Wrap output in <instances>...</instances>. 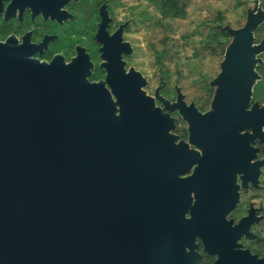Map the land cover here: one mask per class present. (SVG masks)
<instances>
[{
  "label": "water",
  "instance_id": "1",
  "mask_svg": "<svg viewBox=\"0 0 264 264\" xmlns=\"http://www.w3.org/2000/svg\"><path fill=\"white\" fill-rule=\"evenodd\" d=\"M251 3L242 27H214L231 41L202 115L183 113L196 108L185 106L179 88L172 105L158 89L148 95L146 79L125 73L111 47L102 56L105 79L90 82L87 56L46 63L14 41L0 43V264H198L197 239L211 264H264L238 243L251 236L250 217L236 232L226 218L239 187L222 184L215 151L236 132L238 172L257 157L253 143L264 142V106L250 105L261 79L264 39L254 35L264 11L260 0ZM114 36L120 40L121 29ZM156 100L180 111L189 142L207 153L205 162L192 151L198 168L173 186L154 145L173 140V121H161ZM263 164L255 163L253 185Z\"/></svg>",
  "mask_w": 264,
  "mask_h": 264
},
{
  "label": "flooded vegetation",
  "instance_id": "2",
  "mask_svg": "<svg viewBox=\"0 0 264 264\" xmlns=\"http://www.w3.org/2000/svg\"><path fill=\"white\" fill-rule=\"evenodd\" d=\"M113 2L114 0H0V43L8 40L14 41L32 51V58L46 63L54 58L69 63L76 57L87 56L92 64L90 82L105 79L107 73L102 65L106 61L102 57L104 48L108 50L111 47L110 49L119 52L125 73H128L130 68L140 72L131 62L134 46L128 36H130L132 18L118 20L113 9ZM119 29H121L120 40L114 36ZM126 43L130 46L131 53L125 52L128 49ZM160 77L151 94L147 90L148 80L144 77L146 86L143 90L153 96L155 90L158 89L159 95L172 105L176 102V89L179 87L175 84L169 87L163 79L160 82ZM210 82L209 86H211ZM210 91L211 96L208 104L206 103L207 107H199L192 101L188 102L186 95L181 92L184 96L185 106L193 103L196 108L195 112L182 110L183 113L201 115L207 113L210 110V100L214 92L212 86ZM253 102L255 101L252 99L250 105ZM156 105L162 108L161 115L166 116L161 120L162 122L167 119L173 121V126L168 130V136L173 137V140H164L154 144L159 148L156 158L159 163V172L166 171L173 186L176 185V182L192 176L196 167L198 168L199 165L193 163L194 156H190L192 151H198L201 156L203 155L202 158L205 162H207L205 159L207 153L203 154L202 150L189 142L188 122L181 116L179 110L163 108L158 100H156ZM253 146L258 148L257 157L250 164H245L246 168L237 172L235 132L233 142L222 144L215 149L219 160L217 174L220 181H223L222 184L231 183L235 187V191L236 184L239 187L238 203L226 217L227 220H232L231 226L235 228V232L236 224L242 218L249 216L251 220V223L248 221V231L251 236H243L238 243L242 249L263 258L264 251H257L254 247L256 243L260 242L257 228L264 227V196L261 194H264V164L258 167L259 175L256 185H253L252 181L256 176V161L264 160V142L256 140ZM204 166L206 167V165ZM206 168L209 169V167ZM242 181L245 182L246 187L242 186ZM258 193L263 197L259 195L260 197L255 198ZM196 243L197 251L201 255L198 264H211L215 257L203 252V246L198 239Z\"/></svg>",
  "mask_w": 264,
  "mask_h": 264
},
{
  "label": "rangeland",
  "instance_id": "3",
  "mask_svg": "<svg viewBox=\"0 0 264 264\" xmlns=\"http://www.w3.org/2000/svg\"><path fill=\"white\" fill-rule=\"evenodd\" d=\"M185 2L186 15L179 19H162L159 8L147 0H114L113 9L118 20L132 18L128 36L134 46L131 62L148 80L147 90L150 94L161 76L169 87L174 84L179 87L188 102L207 107L211 96L209 82L220 72L219 64L231 41V37L226 34L214 37L212 30L219 31L214 29L219 25L216 19L220 14L222 26L240 28L245 23L246 13L252 3L251 0ZM260 4L264 11L262 0ZM254 36L256 43L264 39L263 25ZM260 58L264 63V53ZM256 84L252 99L264 105V81ZM261 194H256L255 198ZM257 231L260 242L254 248L263 252L264 227L257 228Z\"/></svg>",
  "mask_w": 264,
  "mask_h": 264
},
{
  "label": "trees",
  "instance_id": "4",
  "mask_svg": "<svg viewBox=\"0 0 264 264\" xmlns=\"http://www.w3.org/2000/svg\"><path fill=\"white\" fill-rule=\"evenodd\" d=\"M147 1L149 3L157 6V8H159V13H160L162 19H179V18L185 17V15H186V12H185L186 2H185V0H147ZM262 1L264 4V0H262ZM263 7H264V5H263ZM216 23L219 25H221V23H222V17L220 16V14L216 19ZM262 25L264 26V23ZM262 25L257 30L262 28ZM212 32L214 33L213 35L215 38H217L219 36H225V33L221 32V31H215L214 32L212 30ZM214 40H216V39H214ZM157 55H158V53H157ZM159 56H158V59H159ZM158 63H159V61H158ZM257 71H258L259 75L261 76L260 81H264V63H262L257 68ZM254 88H257V84L254 86ZM255 91L256 90L253 89V93H255Z\"/></svg>",
  "mask_w": 264,
  "mask_h": 264
}]
</instances>
